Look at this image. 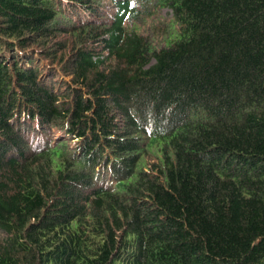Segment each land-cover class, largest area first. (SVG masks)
<instances>
[{
	"label": "trees",
	"instance_id": "trees-1",
	"mask_svg": "<svg viewBox=\"0 0 264 264\" xmlns=\"http://www.w3.org/2000/svg\"><path fill=\"white\" fill-rule=\"evenodd\" d=\"M0 0V264H264V0Z\"/></svg>",
	"mask_w": 264,
	"mask_h": 264
},
{
	"label": "rangeland",
	"instance_id": "rangeland-1",
	"mask_svg": "<svg viewBox=\"0 0 264 264\" xmlns=\"http://www.w3.org/2000/svg\"><path fill=\"white\" fill-rule=\"evenodd\" d=\"M158 3L159 0H151L147 7L148 14L146 15L147 12L144 11L146 9L143 8L140 19L132 20L129 25L130 28H136L139 33L149 38L156 48L164 46L168 25L173 19L172 11Z\"/></svg>",
	"mask_w": 264,
	"mask_h": 264
}]
</instances>
